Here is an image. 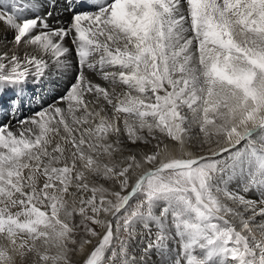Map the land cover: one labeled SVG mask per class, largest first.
Masks as SVG:
<instances>
[{
	"label": "snow or ice",
	"instance_id": "1",
	"mask_svg": "<svg viewBox=\"0 0 264 264\" xmlns=\"http://www.w3.org/2000/svg\"><path fill=\"white\" fill-rule=\"evenodd\" d=\"M36 4L0 6L14 29L11 40L0 31V264H125L130 223L169 193L182 197L186 234L173 264H264V189L259 199L228 190L229 161L216 159L264 136V0H46L43 15L20 18ZM37 48L71 50L80 70L32 111L52 60ZM141 144L152 151L138 161ZM137 191L144 198L118 216ZM166 235L161 225L146 250Z\"/></svg>",
	"mask_w": 264,
	"mask_h": 264
},
{
	"label": "bare ground",
	"instance_id": "2",
	"mask_svg": "<svg viewBox=\"0 0 264 264\" xmlns=\"http://www.w3.org/2000/svg\"><path fill=\"white\" fill-rule=\"evenodd\" d=\"M44 2L42 0H37V4L35 8H31V9L37 10L39 13H42L43 15L44 12L47 10V5L45 6ZM0 6H3L5 9L10 8L11 7L10 0H0ZM33 16L36 15L32 14L29 11H26L25 14L22 13L20 14V18H31ZM49 19L51 20V18ZM0 31L3 32V36L5 37V39L7 40L12 39V36L14 34L13 28L7 25L0 24ZM35 53H39L40 56H44L46 59L47 58L52 59L50 60L48 67L45 68L44 71H45V75L49 76V79H53V80L55 79L54 81L51 82L54 86L58 84L59 85L63 84L61 83L62 80L65 81V82L63 81L64 82L63 88H65L63 90V93L61 88H59V90L55 89L56 93H53L54 96L49 102V104H51L54 99H58L59 96L63 95L67 91V86L69 85V83L74 81L76 73L80 70L77 69L78 67L76 66L77 59L75 58L74 52H72L71 50L60 58H55L54 55L50 52L44 54L40 52L38 48L34 49V54ZM91 78H93L94 82H99L102 83L104 86H107L106 82H102L99 80V77H91ZM43 105L44 104H41L39 102V104H37V108L32 111H38L39 108ZM60 106L65 108L67 107L66 105H60ZM23 115H31V111H28L26 114ZM190 115L191 114L189 113V116ZM13 131L14 133H16L17 129L14 128ZM198 131H199L198 127L193 125L190 129V136L192 138H197ZM261 140H264V136L261 135L259 130L254 131L252 137L245 138V140H242L240 144L236 145L233 149L230 150V154L226 153L222 156L216 157V159L219 160L227 159L229 161V172L226 179H224L223 184L227 186L228 190L240 192L248 199H259L261 196V190L264 189V164H262L264 162L260 161L262 158H264V153L258 154L260 153L258 151L260 148ZM196 147L198 149L199 145H196ZM136 148H137L136 149L137 153H139L137 157L138 161L141 160V157L143 155L145 154L150 155L152 151V148L148 149L142 144L140 147H136ZM161 148H163V145H161ZM173 155L176 158L180 157V153L178 151ZM148 169L149 166L147 164H142L140 168H134L129 181L130 185L134 184L136 179H138L139 176ZM212 183L214 186H216L220 183V181L218 179H213ZM97 184L98 185L102 184L103 187L107 189L109 193L113 191H121V195H122L127 192L121 190L116 184H115L116 185L115 189L108 188L109 185H112L111 182L97 181ZM40 186L42 187V184ZM108 198L114 200V198L111 196H109ZM16 210L18 209H14L13 211ZM41 210H45V209L42 207ZM150 210H152V214H151V218L149 219V223L148 220H143L138 222L133 221V223L136 224V227L131 232V236L125 238L124 247L127 250L125 256V264H165V262L163 263L162 259L159 258V256H157L159 252L165 248L171 249V250H167V252L165 251L167 254L169 253L171 254L172 259L170 264H173V261L178 255L179 248L177 246L178 244L177 241L179 240L182 243L185 239L186 234L179 232L176 225H173L174 223L171 222L172 217L170 218L168 209L164 210L163 216L161 215L162 210L158 211V206L155 204L151 205ZM46 211L50 214L51 209L48 208ZM146 218L148 219V217ZM261 221H264V217L256 218V222H261ZM113 223L115 224V220L113 221ZM161 225L164 226L167 235L165 236L162 242L157 243L153 247L148 248L146 250V245L154 239L155 234L159 231ZM121 236L124 237V234H121ZM3 243H4L3 237L2 234H0V245H3ZM175 249L177 250V253ZM50 254L54 255V251H51ZM33 259H35L34 256L29 258L27 264L29 263L39 264L38 261L32 262ZM73 259L74 261L78 260L79 255H76L75 257H73ZM104 259L105 260L108 259V257H106V253L104 254ZM20 264H26V262L21 261ZM114 264H120V257L114 258ZM218 264H224V261L220 260L218 261ZM228 264H232V262L229 261Z\"/></svg>",
	"mask_w": 264,
	"mask_h": 264
},
{
	"label": "rangeland",
	"instance_id": "3",
	"mask_svg": "<svg viewBox=\"0 0 264 264\" xmlns=\"http://www.w3.org/2000/svg\"><path fill=\"white\" fill-rule=\"evenodd\" d=\"M42 1L43 2L45 1L44 3H45V6H46V0H42ZM107 2L111 3V2H113V0H107ZM89 7H94V6H89ZM5 10L11 11V7L10 8H6ZM26 11H29V12H31L34 15H42V13H39L37 10H34V9H29V10H26ZM26 11L22 12V14H25ZM76 66L78 67L77 69H79V64H78L77 61H76ZM41 79L43 81L42 87L41 86H35V90H36V92L38 94L37 95V99L39 100V102L41 104H44L45 101H48V103H49L50 100L52 99V97L54 96L53 93H56V90H59V88L62 89V93H63V90L65 89V88H63V84L65 82L64 80H62V82H61V83H63V84H61L62 86L58 84V85H56L58 87H56V86H54L51 83L55 79L54 80L53 79H49L48 75L43 76ZM37 104H39V103L30 104V105H28V107L31 110H34V109L37 108ZM27 112H25L23 114H26ZM154 143L155 142H152L153 145H154ZM146 148H148V149L152 148V145H148ZM136 149L137 148L135 146H133L132 149H131V153H137ZM258 152H260L258 154L262 153L261 151H258ZM131 153H129V154H131ZM260 161L264 162V158H262ZM262 164H264V163H262ZM111 184L112 185H109L108 188L115 189L116 185L113 184V183H111ZM126 194H128V193L126 192V193H124L122 195H126ZM143 198H144V193L142 191H137L135 194L130 195V198H129L128 202L126 203L125 207L123 209H121L120 213H118L119 214L118 216H122L129 209L134 208L135 205L137 204V202L139 200H142ZM154 204L158 206V211H161V210L164 211V210L168 209L169 216H170V218L172 217L171 218V222L174 223V224L172 223L173 225H176V219H177L176 213H178L181 210V208L183 207L182 197L179 194H176V193H169V194L160 195L157 198L152 200L151 204L149 205L148 214H145L143 211H141V213H139L136 217H134V219L132 220V222L130 223V226H129V235L126 238L131 236V232L136 227V224L133 223V221L138 222V221L148 220V223H149V219L151 218V214H152V210H150V207H151V205H154ZM146 217H148V219ZM95 227L97 228L98 231L100 230L99 226H95ZM121 234H124V237H125V233H123L122 231L119 233L120 238L123 239L124 237L121 236ZM93 240H94L93 242L95 243L96 241H95L94 238H93ZM177 243L176 244H177V246L179 248L178 249V253H179L182 243L179 240L177 241ZM114 248H118V245L116 244V238L115 237L113 239L112 245L105 252L106 253V257L111 256L112 251H113ZM167 250H171V249H169V248L162 249V251H160L157 256H159V258L162 259L163 263L165 262V264H170L172 257H171V254L169 252H168L169 254L166 253ZM176 253H177V250H176ZM33 261H36V260L33 259L32 262ZM26 264H27V262H26ZM29 264H31V263H29Z\"/></svg>",
	"mask_w": 264,
	"mask_h": 264
},
{
	"label": "water",
	"instance_id": "4",
	"mask_svg": "<svg viewBox=\"0 0 264 264\" xmlns=\"http://www.w3.org/2000/svg\"><path fill=\"white\" fill-rule=\"evenodd\" d=\"M133 194H135V193H133ZM132 195V194H131ZM130 198V197H129Z\"/></svg>",
	"mask_w": 264,
	"mask_h": 264
}]
</instances>
